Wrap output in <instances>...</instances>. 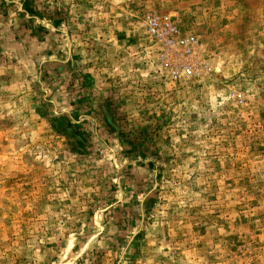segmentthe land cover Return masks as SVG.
<instances>
[{
    "label": "rangeland",
    "instance_id": "rangeland-1",
    "mask_svg": "<svg viewBox=\"0 0 264 264\" xmlns=\"http://www.w3.org/2000/svg\"><path fill=\"white\" fill-rule=\"evenodd\" d=\"M0 264H264V0H0Z\"/></svg>",
    "mask_w": 264,
    "mask_h": 264
},
{
    "label": "built area",
    "instance_id": "built-area-1",
    "mask_svg": "<svg viewBox=\"0 0 264 264\" xmlns=\"http://www.w3.org/2000/svg\"><path fill=\"white\" fill-rule=\"evenodd\" d=\"M146 27L148 34L152 37L160 38L164 43L168 45H176L183 50L185 56H191L195 48V38L187 37L176 42L173 37L177 34V27L168 20L167 17L150 15L146 18ZM187 68V66H186Z\"/></svg>",
    "mask_w": 264,
    "mask_h": 264
}]
</instances>
